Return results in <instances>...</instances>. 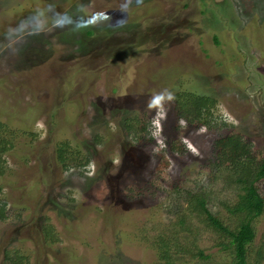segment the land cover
I'll list each match as a JSON object with an SVG mask.
<instances>
[{
	"label": "rangeland",
	"instance_id": "374dc122",
	"mask_svg": "<svg viewBox=\"0 0 264 264\" xmlns=\"http://www.w3.org/2000/svg\"><path fill=\"white\" fill-rule=\"evenodd\" d=\"M173 91L213 97L209 125L181 120ZM229 132L264 157V0H0V264L11 249L160 264L154 241L173 232L210 254L189 264L230 262L231 237L183 198L203 193L235 229L247 187L211 165ZM252 224L248 263L264 264V212Z\"/></svg>",
	"mask_w": 264,
	"mask_h": 264
},
{
	"label": "trees",
	"instance_id": "16d2710c",
	"mask_svg": "<svg viewBox=\"0 0 264 264\" xmlns=\"http://www.w3.org/2000/svg\"><path fill=\"white\" fill-rule=\"evenodd\" d=\"M171 96L173 108L181 120L187 123L195 122L209 125L213 119L212 114L215 108L213 97L196 93L195 91H173ZM63 145L60 143L56 150L59 152L57 155L58 161L65 165L67 162L66 156L62 152ZM250 146V141L237 132H229L222 136L218 135L213 142L212 167L220 170L222 166H225L229 173L237 175L235 181L238 187H247L246 194L242 196V202H239V205H235L234 209H232L236 215L242 213L241 210L242 208L244 209L241 216L235 217L238 218L236 223H234L235 229L232 230L227 226H223L221 221L206 208L203 193H194L188 190L183 196L186 201V207L190 212L202 214L203 217L205 215L202 218L206 222L205 225L231 237L229 244L224 245L232 246L231 260L226 264H259L262 259L257 251L253 262L248 263L249 247L247 246L255 235L252 222L254 218L264 212V197L258 192L255 185L256 181L264 178V157L256 159ZM6 151L7 148H2L0 153L3 154ZM2 173L3 170H0V175ZM7 213L6 201L0 197V220H4L7 217ZM178 220L180 225L181 217ZM182 228L190 229L187 226H181L180 229ZM44 229L45 232L50 230L46 226ZM178 238L177 232H173L169 239L167 238L166 240L160 235L156 237L154 246H156L157 257L161 260L160 264H189L198 256L202 259L210 258V254H205L202 249L196 248L197 246L194 242H182L180 239L181 242H179ZM187 254H190L188 255L190 258L186 257ZM176 255L178 256L176 258L178 262L172 260ZM24 259L25 256L19 253L18 249L6 250L3 264H23Z\"/></svg>",
	"mask_w": 264,
	"mask_h": 264
}]
</instances>
